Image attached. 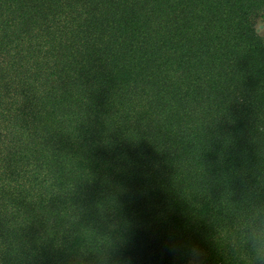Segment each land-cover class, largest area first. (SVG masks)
Masks as SVG:
<instances>
[{
	"label": "trees",
	"instance_id": "obj_1",
	"mask_svg": "<svg viewBox=\"0 0 264 264\" xmlns=\"http://www.w3.org/2000/svg\"><path fill=\"white\" fill-rule=\"evenodd\" d=\"M264 0H0V264H248L264 200Z\"/></svg>",
	"mask_w": 264,
	"mask_h": 264
},
{
	"label": "clouds",
	"instance_id": "obj_2",
	"mask_svg": "<svg viewBox=\"0 0 264 264\" xmlns=\"http://www.w3.org/2000/svg\"><path fill=\"white\" fill-rule=\"evenodd\" d=\"M253 25L257 35L264 34V16L254 17ZM228 246L234 256L243 252L248 264H264V200L251 198L240 205L231 224ZM187 257L188 264H201L196 246H187Z\"/></svg>",
	"mask_w": 264,
	"mask_h": 264
},
{
	"label": "rangeland",
	"instance_id": "obj_3",
	"mask_svg": "<svg viewBox=\"0 0 264 264\" xmlns=\"http://www.w3.org/2000/svg\"><path fill=\"white\" fill-rule=\"evenodd\" d=\"M264 36V34H262Z\"/></svg>",
	"mask_w": 264,
	"mask_h": 264
}]
</instances>
